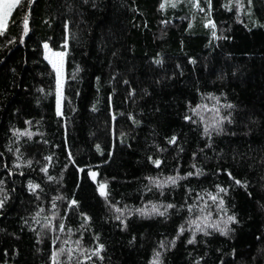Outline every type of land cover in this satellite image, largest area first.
Returning a JSON list of instances; mask_svg holds the SVG:
<instances>
[{"label": "trees", "instance_id": "obj_1", "mask_svg": "<svg viewBox=\"0 0 264 264\" xmlns=\"http://www.w3.org/2000/svg\"><path fill=\"white\" fill-rule=\"evenodd\" d=\"M42 43L65 53L62 115ZM0 181V264H153L157 252L159 264H264V0L14 8L0 35ZM218 185L226 214L208 196ZM230 215L228 235L191 224Z\"/></svg>", "mask_w": 264, "mask_h": 264}, {"label": "snow or ice", "instance_id": "obj_2", "mask_svg": "<svg viewBox=\"0 0 264 264\" xmlns=\"http://www.w3.org/2000/svg\"><path fill=\"white\" fill-rule=\"evenodd\" d=\"M35 0H0V35H3L4 34V31H5V28H6V21H7V18L11 15L12 11L14 8H16L17 6H20V7H24L26 4L30 6L31 3H34ZM209 2V6H210V0H208ZM237 2H240V0H237ZM249 3H251V0H248ZM172 6L175 7V3L173 2L172 3ZM196 7H199V3H196L195 4ZM165 7V4L162 3L160 5V8L163 9ZM227 7V6H226ZM204 9H201V11H203ZM23 26H24V34L27 35L28 33V15L26 14L24 16V20H23ZM212 27L213 29L216 27L215 24L212 22V21H209L208 24H206V27ZM213 37L216 36V33L215 31H213L212 33ZM45 48L48 47L47 44L44 45ZM56 55L58 56H61L63 57L64 56V53H56ZM157 63H159V61H157ZM54 68L56 67L55 65H53ZM56 72H57V89H58V94H57V114L58 115H62V111H61V108H60V104H61V98H60V92L59 90L61 89V79H60V69L57 68L56 69ZM206 107V106H205ZM225 107H228V108H231L232 105H226ZM214 111L217 113V115L219 114V109H214ZM223 119H227V117H224L222 118L221 120L217 121V123L215 125H213V127H216V128H219V124L222 123ZM205 133L207 134L208 133V128L206 127L205 128ZM27 133H21V135H25ZM175 140L176 138L175 137H172V139L169 141L170 143H175ZM97 148L99 149V146H97ZM46 159H51L50 157L46 158ZM31 163V162H29ZM153 163L159 167L160 165V161L159 160H155L153 161ZM193 167H195V165H193ZM42 171H47V169H42ZM197 174H199V169H197ZM93 177H95V173H92ZM188 175H193V173H189ZM229 177L234 181L235 184H241V181L239 180H236L234 177H232V174L231 173H228ZM51 179V177H50ZM179 179H184V177H179ZM167 182L171 183V184H176L177 182V178L176 177H168L167 178ZM0 183H2V181H0ZM158 186H162V185H158ZM29 187L30 189H32L33 191L39 187V185H32L31 183L29 184ZM106 184H103L101 183L99 185V189H100V195L107 198V192H106ZM217 193L216 194H211V193H208V196H209V199L213 202V204H216L217 205V208L224 212L225 214L227 213V209L224 207V200L223 198H221L219 196L220 193H227V189L226 188H223V187H220L219 185L217 186ZM73 205L76 204V201H73L72 202ZM3 206V201H0V207ZM53 207H55V205H53ZM174 207V205H167V208H172ZM117 212H120L121 210L120 209H116ZM137 211L140 212L141 215H148V214H151V213H156V214H159V215H164L165 213L164 212H160L159 209L157 208L156 205H152V208H151V213L149 212H146L144 209H138ZM189 211H192V208L189 207ZM201 211H203V209H201ZM212 215L211 212L208 213V217H210ZM208 217H204V222H205V226L204 227H201V224L197 222V220H192L191 221V224L195 225V228H196V231L198 232H203L205 235H209V232L207 231L208 228H211L213 230H216V231H219L221 235H228L229 231H231V229L228 228V224L229 223H235L236 222V217L234 215H230V216H227V219L224 220L222 223H223V226H221V223H207V219ZM87 219V218H86ZM117 219H120L119 216H117ZM199 219V218H197ZM59 229L61 231L64 230V225L63 224H60L59 226ZM185 231V228L184 226L182 225L179 229V232H178V235L180 234H183V232ZM195 232L193 233V238L192 239H189L188 240V243L189 244H193L195 243ZM172 244L175 243V241H172L170 242ZM165 244L164 242H161V247H164ZM103 246L101 245L100 246V249H98L96 252L93 253V255H99V250H102ZM64 250L61 249L60 252H63ZM60 252L56 253V255H59ZM159 256H160V253L157 252L155 253V259L153 260V264H159ZM54 264H55V261H54Z\"/></svg>", "mask_w": 264, "mask_h": 264}, {"label": "rangeland", "instance_id": "obj_3", "mask_svg": "<svg viewBox=\"0 0 264 264\" xmlns=\"http://www.w3.org/2000/svg\"><path fill=\"white\" fill-rule=\"evenodd\" d=\"M45 44H47V43L41 44L42 57L53 71V75H54V88H53L54 110H55L56 115H58L57 114L58 89H57V72H56V69L57 68L60 69L61 89L59 90V92H60V98H61V102H62V93H63V85H64V56L63 57L58 56V55H56V53H64V51H53L49 48V46L47 48H45L44 47ZM53 65H55L56 67L54 68ZM60 108H61V104H60Z\"/></svg>", "mask_w": 264, "mask_h": 264}]
</instances>
